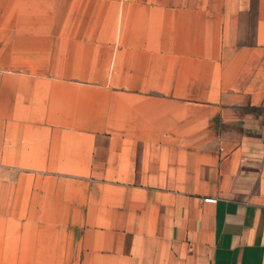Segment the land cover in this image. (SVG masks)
<instances>
[{
	"label": "crops",
	"instance_id": "0c3cea01",
	"mask_svg": "<svg viewBox=\"0 0 264 264\" xmlns=\"http://www.w3.org/2000/svg\"><path fill=\"white\" fill-rule=\"evenodd\" d=\"M0 264H264V0H0Z\"/></svg>",
	"mask_w": 264,
	"mask_h": 264
},
{
	"label": "built area",
	"instance_id": "2783aa9c",
	"mask_svg": "<svg viewBox=\"0 0 264 264\" xmlns=\"http://www.w3.org/2000/svg\"><path fill=\"white\" fill-rule=\"evenodd\" d=\"M207 201L210 202V203H215L216 202L215 199H208Z\"/></svg>",
	"mask_w": 264,
	"mask_h": 264
}]
</instances>
